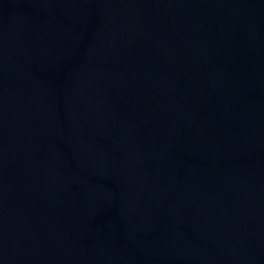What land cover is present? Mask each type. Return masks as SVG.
<instances>
[{"label":"water","instance_id":"95a60500","mask_svg":"<svg viewBox=\"0 0 264 264\" xmlns=\"http://www.w3.org/2000/svg\"><path fill=\"white\" fill-rule=\"evenodd\" d=\"M0 264H264V0H0Z\"/></svg>","mask_w":264,"mask_h":264}]
</instances>
